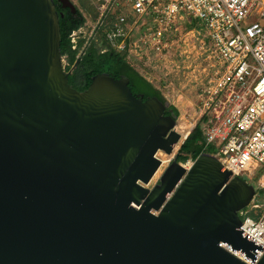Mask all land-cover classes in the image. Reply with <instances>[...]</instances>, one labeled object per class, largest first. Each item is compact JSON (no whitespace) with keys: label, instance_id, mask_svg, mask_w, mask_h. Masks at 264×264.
I'll return each mask as SVG.
<instances>
[{"label":"water","instance_id":"water-1","mask_svg":"<svg viewBox=\"0 0 264 264\" xmlns=\"http://www.w3.org/2000/svg\"><path fill=\"white\" fill-rule=\"evenodd\" d=\"M55 1L75 11L0 0V264H245L221 243L251 263L256 188L206 153L149 188L181 140L174 115L126 77L70 87Z\"/></svg>","mask_w":264,"mask_h":264},{"label":"built area","instance_id":"built-area-1","mask_svg":"<svg viewBox=\"0 0 264 264\" xmlns=\"http://www.w3.org/2000/svg\"><path fill=\"white\" fill-rule=\"evenodd\" d=\"M88 1L97 14L88 36L107 27L108 47L124 53L163 97L194 94L195 103H185L183 110L197 115L205 146L215 149L212 156L231 177L237 173L251 179L260 173L263 178L264 0ZM253 12L259 20L241 27ZM178 80L186 86L178 88ZM194 126L186 128L184 137L178 132L181 144ZM175 155H168L167 162ZM258 185L264 189V181ZM256 198L240 212L239 227L263 246L253 261L219 244L245 264H256L264 254V213L250 215L264 207Z\"/></svg>","mask_w":264,"mask_h":264},{"label":"trees","instance_id":"trees-1","mask_svg":"<svg viewBox=\"0 0 264 264\" xmlns=\"http://www.w3.org/2000/svg\"><path fill=\"white\" fill-rule=\"evenodd\" d=\"M80 6L92 14V21H96L97 14L88 0H80ZM55 7L60 14L61 41L59 50L62 59L66 62L63 65L64 71H70L68 76L70 87L79 92L84 91L89 86L92 77L101 73H106L115 79L126 77L128 87L133 95L140 94L143 100L148 97H156L160 102L166 104V115L173 114L175 119L178 117V109L168 104L160 92L130 66L124 53L108 47L104 33L107 27L99 28L90 38L81 32L85 25V18L80 8L75 6V11L71 12L69 8L62 7V4L57 1H55ZM76 61H78L77 64ZM203 153L213 155L215 149L212 145L205 146L204 136L200 125L197 124L179 147L175 160L179 163H184L187 160L194 161ZM259 176L260 173L251 179L246 177H242V179L256 188V202L263 205L264 189L260 188L257 183ZM262 212H264L263 206L257 210L256 215L252 212L250 215L256 218Z\"/></svg>","mask_w":264,"mask_h":264},{"label":"rangeland","instance_id":"rangeland-1","mask_svg":"<svg viewBox=\"0 0 264 264\" xmlns=\"http://www.w3.org/2000/svg\"><path fill=\"white\" fill-rule=\"evenodd\" d=\"M72 2V4H74V6L80 8L84 18H85V25H84V28L81 30V32L83 34H85L86 36L89 35V33L91 32V29H92V26L94 25L95 21H92V14L85 11L81 6H80V0H70ZM258 17L257 15L253 12L249 17L245 18L241 23H240V26L243 27L244 25L250 23V22H253V21H258ZM62 64L65 65L66 62L64 59H62ZM164 72V71H163ZM157 74L160 76L161 73H158ZM179 82V85L177 82H175V86L177 87L178 85V88L181 89L180 86H186L185 85V80H178ZM154 85V84H153ZM163 97V96H162ZM166 102L168 104H174V105H177L178 108H179V115L178 117L176 118V129L178 132H180V134L182 133H186L185 130L186 128L190 127V126H194V125H197L199 124L198 120H197V115L195 114V112L191 111V112H185L183 110V106L185 103H189L191 102L192 104L195 103L196 101V98H195V95L194 94H183L181 97H170V96H165L163 97ZM195 127V126H194ZM193 127V128H194ZM180 144H181V141L178 143V145L174 148V151L172 154H176V152L178 151L179 147H180ZM160 159L163 160L164 163H162V166L159 170V172L157 173V175L155 176V178L151 181V184L149 186V188H151L152 186H154L157 181L159 180L160 176L162 175L164 169L170 164V162H167L169 160V157L168 155L164 154L163 152H161L160 154ZM182 164V163H180ZM254 177V176H253ZM252 177V178H253ZM263 181V178L262 177H258L257 179V183L258 181ZM264 199V198H263ZM264 213V212H263Z\"/></svg>","mask_w":264,"mask_h":264},{"label":"bare ground","instance_id":"bare-ground-1","mask_svg":"<svg viewBox=\"0 0 264 264\" xmlns=\"http://www.w3.org/2000/svg\"><path fill=\"white\" fill-rule=\"evenodd\" d=\"M185 136V133H182V137H184ZM263 181H264V177H263Z\"/></svg>","mask_w":264,"mask_h":264},{"label":"crops","instance_id":"crops-1","mask_svg":"<svg viewBox=\"0 0 264 264\" xmlns=\"http://www.w3.org/2000/svg\"><path fill=\"white\" fill-rule=\"evenodd\" d=\"M155 87V86H154Z\"/></svg>","mask_w":264,"mask_h":264}]
</instances>
